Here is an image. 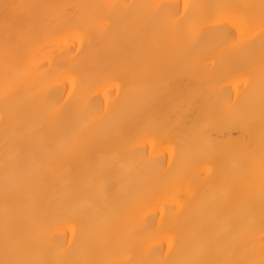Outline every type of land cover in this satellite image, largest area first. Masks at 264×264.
Listing matches in <instances>:
<instances>
[{
	"label": "bare ground",
	"instance_id": "obj_1",
	"mask_svg": "<svg viewBox=\"0 0 264 264\" xmlns=\"http://www.w3.org/2000/svg\"><path fill=\"white\" fill-rule=\"evenodd\" d=\"M262 33L264 0H0V260L264 264Z\"/></svg>",
	"mask_w": 264,
	"mask_h": 264
},
{
	"label": "snow or ice",
	"instance_id": "obj_2",
	"mask_svg": "<svg viewBox=\"0 0 264 264\" xmlns=\"http://www.w3.org/2000/svg\"><path fill=\"white\" fill-rule=\"evenodd\" d=\"M28 7L30 6L23 5V4H5L4 5L6 15L9 12V10L19 11L20 9H24ZM260 43H261L262 56H264V33H262L260 36ZM240 54L243 55L244 53L241 52ZM85 115L86 114L81 115L82 121L84 120ZM69 144H71L70 141H69ZM247 163L249 165L250 170L256 169V168L259 169V177H260L259 191H260V200H261V210L262 212H264V145L261 146V149L258 154L255 151L250 153ZM253 196H254V192H253ZM0 264H28V262L17 260V259H11V258H8L6 255L5 259L0 260ZM187 264H203V262L198 261V260H192V261L187 262Z\"/></svg>",
	"mask_w": 264,
	"mask_h": 264
}]
</instances>
